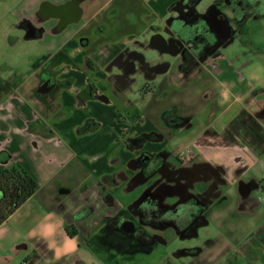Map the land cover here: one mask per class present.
Instances as JSON below:
<instances>
[{
	"label": "crops",
	"instance_id": "obj_1",
	"mask_svg": "<svg viewBox=\"0 0 264 264\" xmlns=\"http://www.w3.org/2000/svg\"><path fill=\"white\" fill-rule=\"evenodd\" d=\"M171 1L145 6L142 0H16L0 8L10 44L24 47L34 61L14 75L0 71V170L20 163L38 183L0 224V264H120L88 242L82 211L90 202L93 218L104 215L98 188L103 176L118 170L125 131L165 129L161 113L172 105L189 116L190 125L171 131L168 145L182 158L195 152L226 171L225 199L201 229L212 238L201 254L205 264H230L229 254L240 245L247 246L250 264H264V11L250 18L243 36L230 37L219 55L186 71L174 64L178 49L144 32L157 19L143 16L164 15ZM212 1L201 0L196 10L205 11ZM71 6L79 9L73 17L60 13ZM120 42L150 64L173 62L151 75L139 71L131 83L128 77L118 80L119 63L102 68L96 77L103 97L89 94V70L62 62L105 58L109 45ZM53 57L59 60L47 67ZM47 74L55 86L38 90ZM141 86L146 92L137 100ZM206 128L214 131L205 134ZM132 196L118 199L124 204ZM175 257L121 264L188 262Z\"/></svg>",
	"mask_w": 264,
	"mask_h": 264
},
{
	"label": "flooded vegetation",
	"instance_id": "obj_2",
	"mask_svg": "<svg viewBox=\"0 0 264 264\" xmlns=\"http://www.w3.org/2000/svg\"><path fill=\"white\" fill-rule=\"evenodd\" d=\"M151 1L142 0V4L147 6ZM200 1L172 0L164 15L143 16L147 20L155 16L157 20L150 22L144 32L153 31L154 37L162 39L168 48L178 49L179 58L174 64L186 71L200 69L210 57L219 55L221 46L230 37L243 36L250 18L264 11V0H214L205 11L199 12L196 9ZM78 11L71 6L60 13L70 18ZM138 43L145 46L144 42ZM102 56L85 55L81 62H75L73 57L62 60L89 70V94L99 97L103 96L97 93L96 73L102 68L119 63L123 73L117 76L118 80L125 82L128 77L131 83L139 71L151 75L173 62L159 59L150 64L142 53L122 42L111 43L108 55ZM39 58L35 62L38 63ZM58 60L59 57H53L46 66ZM53 84L52 77L47 74L38 90H49L55 86ZM145 92L146 89L139 87L135 91L137 100ZM161 119L163 130L125 131L122 154L117 157L118 170L114 175L103 176L98 188L106 206L105 213L100 219L93 218L95 204L89 202L82 211L84 232L89 243L101 245L105 255L116 262L136 259L138 254L152 255L160 246L162 254L176 256L175 260L205 264L201 254L212 238L201 229L207 224L212 209L225 199L226 171L216 163L201 160L195 152L190 151L182 158L168 145L171 131H187L183 126L190 125L188 115H181L172 105L161 113ZM203 131L206 134L214 130L206 128ZM222 140L227 143L229 138L223 136ZM131 193L133 196L126 203L119 202L121 197ZM97 221H101V225L94 231ZM201 237L204 240L200 243L184 244V241ZM175 245L179 248L172 250ZM248 254L247 246L240 245L229 254L228 261L250 264Z\"/></svg>",
	"mask_w": 264,
	"mask_h": 264
},
{
	"label": "trees",
	"instance_id": "obj_3",
	"mask_svg": "<svg viewBox=\"0 0 264 264\" xmlns=\"http://www.w3.org/2000/svg\"><path fill=\"white\" fill-rule=\"evenodd\" d=\"M38 183L20 163L0 170V224L37 190Z\"/></svg>",
	"mask_w": 264,
	"mask_h": 264
},
{
	"label": "rangeland",
	"instance_id": "obj_4",
	"mask_svg": "<svg viewBox=\"0 0 264 264\" xmlns=\"http://www.w3.org/2000/svg\"><path fill=\"white\" fill-rule=\"evenodd\" d=\"M16 0H0V8H2L3 6L5 8H10L12 7L13 3ZM207 3L204 5V7H206ZM8 25V24H7ZM5 27L0 25V71L1 74L3 75H14L16 73L15 69H25L28 66H30V64H32L34 61H32V57L30 55H28V53L26 52V49L22 46L18 47V46H14L12 44H10V35H8V33L5 32ZM22 43V42H20ZM33 59H35V57H33ZM29 68V67H28ZM204 140V137H202ZM192 239V238H189ZM204 238H199V239H192V241H184V244H192V242L194 243H200V241H203ZM177 248H179L177 245L174 246V249L172 250H176ZM162 255V248L155 249L154 253H152V255H140L138 254V256L136 257V261L137 262H148L149 259H155V258H159ZM144 260V261H143ZM121 264V263H120ZM124 264V263H122Z\"/></svg>",
	"mask_w": 264,
	"mask_h": 264
}]
</instances>
